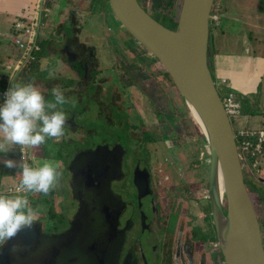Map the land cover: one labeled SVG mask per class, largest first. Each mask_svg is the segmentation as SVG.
Listing matches in <instances>:
<instances>
[{
  "label": "flooded vegetation",
  "instance_id": "af4514ba",
  "mask_svg": "<svg viewBox=\"0 0 264 264\" xmlns=\"http://www.w3.org/2000/svg\"><path fill=\"white\" fill-rule=\"evenodd\" d=\"M138 1L151 15L155 14L141 0ZM159 14L167 15L166 12ZM174 14L167 16L177 21ZM68 20L72 21L71 18ZM63 47V57L70 63L76 75L80 76L75 89L66 92V96L69 94L71 97L72 92L84 91L90 83L93 85L92 72L96 75V57L93 50L82 49L73 40L65 42ZM137 53L139 54L136 49L135 56H139L137 59L140 63L143 56L147 58L151 55L147 51L140 52L139 55ZM63 57L58 59L63 60ZM151 57L153 58L152 55ZM122 85L126 87L125 84ZM66 86L64 89L70 87ZM101 86L103 84H98L97 87ZM62 91L65 92L63 89ZM99 95L100 93L93 96L91 101L102 107V116L106 122L111 123L114 113L120 110L129 114L128 106L122 102L125 109H120L111 93L110 97L106 95V100H100ZM142 121L145 125L144 120ZM128 124L129 129L126 131L133 140L131 153L122 142L117 143L111 134L109 137L106 134L93 136L85 131V135L82 133L83 125L75 116L66 117L63 127L69 131L65 133L63 130L52 141L59 146H73V151L65 148L58 153L62 161L59 162L60 167L64 168L60 170L67 175V183L63 187L68 189L69 194L64 195L60 192L62 189L57 193L54 187L47 194L42 193L41 197L49 199L50 205L47 206V212L34 218V221L41 222L40 226L45 235L67 232L80 210L77 196L83 198V202L91 203L92 198L98 195L93 189H99L97 206L120 214L117 229L122 232L121 242L113 255L114 264H225L221 251L216 248L217 236L206 194L209 160L181 162L179 154L171 146L168 149L174 162L169 163L160 151L151 152L145 145L151 137L147 131H140L141 126L138 127L132 122ZM112 128H115L114 125ZM180 155L183 157V153L180 152ZM170 164L175 172L168 170ZM59 176L62 177L61 172ZM247 179L249 180L245 174V180ZM89 181L94 185L89 186ZM198 208L203 212L199 216ZM47 217L52 220L48 232L43 226V218Z\"/></svg>",
  "mask_w": 264,
  "mask_h": 264
},
{
  "label": "water",
  "instance_id": "95a60500",
  "mask_svg": "<svg viewBox=\"0 0 264 264\" xmlns=\"http://www.w3.org/2000/svg\"><path fill=\"white\" fill-rule=\"evenodd\" d=\"M216 1L183 0L175 29L155 19L138 0H109V5L122 27L170 76L205 137L209 155L207 197L225 264H264L263 231L246 184L235 128L209 66L211 16ZM42 147H46L42 157L48 158L51 144ZM61 168L57 167L59 174ZM93 192L99 195L100 190ZM98 195L91 203L77 196L80 210L67 232L45 235L39 221L21 230L0 247V264H114L113 255L121 242L122 232L117 229L120 214L97 206Z\"/></svg>",
  "mask_w": 264,
  "mask_h": 264
},
{
  "label": "rangeland",
  "instance_id": "374dc122",
  "mask_svg": "<svg viewBox=\"0 0 264 264\" xmlns=\"http://www.w3.org/2000/svg\"><path fill=\"white\" fill-rule=\"evenodd\" d=\"M141 1L150 12L155 13L152 15L155 19L171 29L176 28L177 22L167 15L175 13V19H178L182 0ZM238 2L241 3L240 0H238ZM259 4H261V12L264 14V0H259ZM92 5L95 6V11H92L91 14L85 11L82 14V22H79V15L75 18L71 17L72 21L77 20L82 24H73L72 21L66 19L62 25L60 24V27H57V30L64 33V35L61 36V40H58V45H61L63 41L67 42L70 40V36H72V40L76 45L80 44V48L94 51L96 57L94 70L96 71V75L95 72H92L93 85L90 83L88 87H85L84 91L79 90L77 91L79 93L72 92L71 97L69 94L66 96L68 91L72 88L75 89L78 83L77 80L80 81V76L76 75L65 57L62 56L63 60H59L58 58L61 55L58 52L50 51L48 48L49 42L46 41L42 44L43 48L40 51L37 50L36 61L34 63L31 62L33 66L29 71L26 70V72H28L26 75L31 72H38L37 70L40 69L41 72L39 75L42 76V80H38L34 85L38 86L42 93L47 94L53 86H59L61 90L63 89L65 91V97L67 99L70 97V100H67L62 106L66 113V117L75 116L78 122L83 125L82 133L85 135V131H89L93 136L106 134L107 137H109V134H111L112 138L115 139L117 143L122 142L123 146L131 153L133 152V144H131L133 140H131L132 138L128 135L126 129H129L128 123L132 122V124L138 127L141 126L140 131L145 130L151 135L149 141L145 143V145L149 147L151 152L160 151L163 157L167 158V162H174V158L170 157L168 149L171 146H173L175 151L179 154V160H181V162L183 161L185 163L191 161L196 163L198 159L202 160V162H207L209 160V155L205 137L192 117L190 109L179 95L175 85L164 74V68L154 57L152 58L150 54V56L148 55L149 57L143 58L144 61L141 60L140 63L137 59L139 56H135V51L137 49L140 54V52L145 53L146 50L143 49V47L117 21L111 11L110 5ZM79 7H81V4H79ZM215 11L218 12L220 10L215 9ZM162 12H166L167 15L159 14ZM47 16L48 14H46V17ZM46 17L44 16V18ZM59 18L60 17L55 16V21H59ZM45 20L46 19H44V21ZM262 22L264 24V18ZM44 33L46 35V29L43 32L42 28L41 38L43 37L45 39ZM67 36L69 38H67ZM258 37L261 40V48L264 53V31L258 35ZM24 38L25 37H23V39ZM55 45L57 44L55 43ZM24 56L25 51L23 49L16 44L12 45L9 39H1L0 62H7L5 63V68L0 64V74L7 79L11 72H15L13 67L14 64L17 60L22 61ZM9 61L12 62L11 70L6 67L8 63H10ZM27 65H30V61L25 62L21 68L22 75ZM210 65L214 72L213 64L211 63ZM31 74L33 78L39 77L34 76L35 74L33 73ZM33 78L29 77L27 80L33 83ZM17 82H23V80L21 79ZM98 84H103V86L99 88L97 87ZM122 84H125L126 87ZM66 85L70 87L64 89ZM259 89L261 91L259 100L255 97L256 95L253 96L252 94L250 103L254 101L255 105L259 103L258 108H264V80ZM219 91L223 97L225 90L219 87ZM99 93L100 95L98 98L100 100H106L108 98L106 95L110 97L111 93L112 96L115 97L114 100L120 109H125L123 108V104L128 106L127 111L129 114L120 109L117 113H114L112 110L115 114L114 119L111 123L106 122L105 118L102 116V107H99V105L96 104L97 102L91 101V98ZM142 120H144L145 125ZM113 125L115 128H112ZM263 125L259 124L258 126L262 127ZM234 126L236 129V124H234ZM255 127L257 128L256 123H250L245 128L253 129ZM63 130L65 133L69 131L65 127H63ZM110 130H112V132H110ZM162 135H164V137H162ZM145 137H143V139ZM77 138H80V136H77ZM44 143L46 146L51 144V147H49L50 151L47 155L48 158H44V160L49 161L52 159L53 161L51 163L56 167L60 166L59 162L61 160L58 155L60 150L69 148L68 151H73V146L66 144L59 146V144L52 142L49 138H47ZM43 145L44 144L40 145V147ZM37 147H39V145H37ZM44 148L46 147H43V149ZM33 149L37 150L36 148ZM180 152L181 154L183 153V157L180 155ZM196 155L197 157H195ZM242 159L245 168L244 172L249 178V180H246L247 185L251 187L250 183L255 181L257 184L256 186L260 187L259 181L264 179V154L257 159V163L254 162L251 166L249 165V160L246 159L244 155H242ZM62 160L65 161L64 158H62ZM38 162L43 161L38 160ZM168 170L175 172V168H173L171 164ZM61 172L62 177L59 175L57 176L53 187L57 193L62 189L60 192H63L64 195H68V189L63 187L65 183H67V175L64 171ZM9 173V169L5 168L6 178L10 175ZM15 185H13V187H16ZM8 189L9 187L5 189L3 194L7 195ZM206 191L208 195V189ZM258 195V192H252L264 236V204L260 201ZM41 196L42 193L37 192L31 194L29 197V205L35 209L34 218L45 214L47 212V206L50 205L49 199ZM262 200L264 201V192ZM194 204L196 205V203ZM202 213L203 212L198 208L197 215L199 216ZM198 218V220H200V217ZM43 220L44 230L48 232L52 226V220H50L49 217H47V219L43 218ZM217 244L218 247L216 248H219L218 250L221 251L218 240Z\"/></svg>",
  "mask_w": 264,
  "mask_h": 264
},
{
  "label": "crops",
  "instance_id": "0c3cea01",
  "mask_svg": "<svg viewBox=\"0 0 264 264\" xmlns=\"http://www.w3.org/2000/svg\"><path fill=\"white\" fill-rule=\"evenodd\" d=\"M240 1L241 3L238 0H217L215 2V9L220 11H215L219 16L218 21L214 24L211 22L209 66L211 68L210 64H213L214 72L212 69L211 71L216 81H220L222 78L228 80L224 90H233L242 104V113L234 122L236 129L245 128L250 123H256L257 128H260L261 126L258 125H263L264 122V108H258L259 103L255 105L254 101L251 103L250 101L252 94L253 96L256 95L255 97L259 100V96H261L259 88L264 80V53L261 48V40L258 37L264 31L262 22L264 14L261 12L259 0ZM79 4H81V7H79ZM92 4H109V0H0V40L9 39L12 45H15L13 40L17 35L15 33L16 22L23 21L25 25L34 23L38 51L43 48L42 44L46 41L49 42L48 48L50 51L58 52L65 42L63 41L61 45H58L64 33L59 32L57 27L65 22L68 16H70L68 18H75L79 15V22H82V14L85 11L88 14L95 11V6ZM46 14H48L47 17ZM55 16L60 17L59 21H55ZM44 19L46 20L44 21ZM72 22L73 24H82L77 20ZM42 28L43 32L46 29L45 39L41 38ZM20 35L22 38L24 37L21 33ZM67 38L69 37L67 36ZM70 39L72 40V36H70ZM38 51L36 50V52ZM31 52L32 50H29L28 53ZM36 54L34 53V55ZM143 58L145 57L143 56ZM6 62L1 61L0 64L5 68ZM18 62L17 60L15 63L17 66L14 68L15 72L10 73V78L7 77L6 79L0 74V81L5 79L7 84L21 79L23 82H29L27 79L29 77L33 78L31 73L35 74L34 76H39L32 79L33 84H36L38 80H42V76L39 75L40 69L37 70L38 72H31L28 75H26L28 72L25 69L22 75L20 70L25 62L22 60L23 63L19 65ZM261 128H264V125ZM3 149L5 151L0 152V194H3L7 187L10 189L13 185H18L20 178L18 167L6 168L10 171L8 178L5 177L4 167V161L9 159L13 160L17 166L19 165L21 160L19 146L3 143ZM43 150L40 145L31 149L25 148V152H31L37 162L38 160L45 161V157H42ZM259 183L260 188L263 187L264 190V179ZM258 194V198H261V193Z\"/></svg>",
  "mask_w": 264,
  "mask_h": 264
},
{
  "label": "clouds",
  "instance_id": "9594fccd",
  "mask_svg": "<svg viewBox=\"0 0 264 264\" xmlns=\"http://www.w3.org/2000/svg\"><path fill=\"white\" fill-rule=\"evenodd\" d=\"M66 101L59 86H53L48 96L31 82L12 81L0 90V152L5 151L3 143H10L21 153L18 166L11 159L4 161L5 168L18 167L20 178L16 194H0V244L33 226L35 209L29 205V195L47 194L56 182L57 167L49 161L37 162L25 148L62 134Z\"/></svg>",
  "mask_w": 264,
  "mask_h": 264
},
{
  "label": "built area",
  "instance_id": "2783aa9c",
  "mask_svg": "<svg viewBox=\"0 0 264 264\" xmlns=\"http://www.w3.org/2000/svg\"><path fill=\"white\" fill-rule=\"evenodd\" d=\"M219 16L215 12L212 13L211 21L214 23L218 21ZM34 23H30L29 25H25L23 21H18L15 24L16 34L14 37V44L19 46L21 49L25 51V56L23 58L24 62L35 60L34 51L39 48L36 46V37L34 34ZM20 33L25 37L24 39L21 37ZM29 50L32 52L29 54ZM23 63L22 61L18 62V65ZM17 66L14 64V68ZM8 69L12 68V62L8 63L6 66ZM228 80L226 78H222L220 81H216L217 88L219 91L220 88H225L227 86ZM0 90L1 87H0ZM225 94L222 97V101L225 107L227 114L229 115L231 121L235 122L241 113H242V104L233 90L225 89ZM220 93V91H219ZM236 140L239 139L240 144H238L240 157L242 159V155L245 156L246 159L249 160V163L252 165L254 162L257 163V159L264 154V128H241L235 129ZM27 153V152H26ZM243 160V159H242ZM17 186L9 189L8 194H16Z\"/></svg>",
  "mask_w": 264,
  "mask_h": 264
},
{
  "label": "trees",
  "instance_id": "16d2710c",
  "mask_svg": "<svg viewBox=\"0 0 264 264\" xmlns=\"http://www.w3.org/2000/svg\"><path fill=\"white\" fill-rule=\"evenodd\" d=\"M34 53H37V52L34 51ZM35 58H37V55H35ZM35 61H36V59L35 60H31V62H33V63ZM31 62H30V65H27V67H26V70L27 71H29V69L33 66V63H31ZM165 75H166L167 78H169L170 81H172L171 78H170V76L166 72H165ZM6 84H7V81L5 79H3L2 81H0V87H1V89H3ZM220 95H221V93H220ZM237 144H240L239 139L237 140ZM246 184H247V181H246ZM250 185H251V187L248 186V185L247 186L250 188L251 192L256 191L258 193H261V195H263V192H264L263 187L262 188L257 187L256 184L253 183V182H251ZM260 201L264 204V201L262 200V197L260 198Z\"/></svg>",
  "mask_w": 264,
  "mask_h": 264
},
{
  "label": "bare ground",
  "instance_id": "6f19581e",
  "mask_svg": "<svg viewBox=\"0 0 264 264\" xmlns=\"http://www.w3.org/2000/svg\"><path fill=\"white\" fill-rule=\"evenodd\" d=\"M191 113H192V115H193V117H194V114H193V112H192V109H191ZM195 118V117H194Z\"/></svg>",
  "mask_w": 264,
  "mask_h": 264
}]
</instances>
